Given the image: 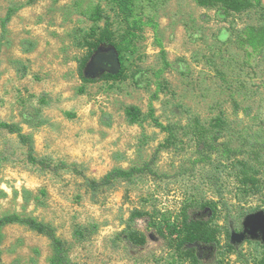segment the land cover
Masks as SVG:
<instances>
[{"label": "rangeland", "instance_id": "374dc122", "mask_svg": "<svg viewBox=\"0 0 264 264\" xmlns=\"http://www.w3.org/2000/svg\"><path fill=\"white\" fill-rule=\"evenodd\" d=\"M250 4L224 13L197 0H0V119L32 136L37 158L79 170L30 163L16 136L0 130V216L51 225L73 264H191L176 250L173 227L185 207L208 218L201 206L212 202L220 225L227 211L246 212L232 238L245 257L198 247V264H261L264 21ZM97 13L111 19L123 72L84 84L78 70L91 30L103 26ZM216 117L230 125L218 143L238 154L206 145L203 130ZM238 161L255 167L257 186L241 182ZM146 166L96 193L85 183ZM135 211L161 222L165 238L141 218L133 225L146 241L129 239L122 231ZM0 250L2 264H49L51 255L46 237L19 224L1 230Z\"/></svg>", "mask_w": 264, "mask_h": 264}, {"label": "trees", "instance_id": "16d2710c", "mask_svg": "<svg viewBox=\"0 0 264 264\" xmlns=\"http://www.w3.org/2000/svg\"><path fill=\"white\" fill-rule=\"evenodd\" d=\"M200 5L203 6H215L220 5L219 9L224 13H228L230 10H241L247 5H251V1H255L260 7L259 16L264 21V6H260L259 0H197ZM13 10H10L1 22L2 34L6 31V25L10 21ZM98 18L103 19V26L101 28H94L91 30L92 40L88 42L87 53L80 62L78 74L80 80L84 83H93L103 79H117L123 72V55L122 47L115 43L114 32L112 30V23L109 16L102 13H97ZM134 36L133 34H129ZM130 39H125V44L130 45ZM114 49L120 60V71L116 75H110L107 72H100L97 75H90L88 70V64L97 51H106ZM128 118L135 121L139 117V110L135 107H129L126 110ZM230 129V125L221 117L213 119L206 130H203L204 135L207 137V143L209 148L215 149L216 147H222V149L228 154H238L239 150L231 149L227 143H218L224 134ZM0 130L7 132L8 134L15 135L18 142L25 147L27 159L30 163L40 166L41 168L56 171L61 168H71L78 172L79 170L75 165H66L59 163L57 165H51L43 158H37L34 150V141L30 134H25L22 131V127L17 123H9L0 119ZM203 143V142H202ZM258 160V159H255ZM236 166L239 168L242 183L244 185L257 186V181L254 177L256 170L254 166H249L248 162L238 161ZM149 170V167L137 168L132 167L128 170L113 169L108 172L99 180L85 178L87 187L92 193L98 192L104 187H109L119 180L130 181L135 176L144 173ZM254 173V174H253ZM24 198L28 200L30 193L25 192ZM203 209L208 210L210 215L208 218H194L188 214V207H185L182 211V218L180 226L173 227L177 233L176 250L180 253V258L190 261L191 264H198L199 260L196 255L197 248H209L213 252L219 254V258H225L226 254H233L238 257L239 260L244 259L245 254L240 250L239 244L232 241V237L240 234L241 221L245 215V211H240L235 215H232L230 211L224 214L222 225L218 223L217 206L215 203L206 202L201 206ZM146 218V225L148 228L154 230L156 235L165 238L163 233L162 223L155 221V219L147 212L135 211L131 214L127 228L122 232L127 234L128 238L134 243L144 244L146 238L143 234L139 233L134 227V222L137 219ZM11 224H19L27 227L28 229L43 235L47 238L51 248V255L49 258V264H73L69 254L68 248L65 242L56 234L55 229L46 223L38 221L29 216H21L19 214H5L0 216V235L1 230ZM94 228V227H93ZM74 238L81 240L85 237L84 230L81 227H77L74 230ZM255 251L261 249V264H264V246L256 242ZM216 264H221V261L216 260ZM0 264H2L1 250H0ZM215 264V262L213 263Z\"/></svg>", "mask_w": 264, "mask_h": 264}, {"label": "water", "instance_id": "95a60500", "mask_svg": "<svg viewBox=\"0 0 264 264\" xmlns=\"http://www.w3.org/2000/svg\"><path fill=\"white\" fill-rule=\"evenodd\" d=\"M120 67L117 52L114 49H109L106 51H97L90 61L88 70L90 75L93 76L99 72H108L110 75H116L120 71Z\"/></svg>", "mask_w": 264, "mask_h": 264}]
</instances>
